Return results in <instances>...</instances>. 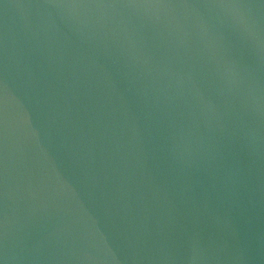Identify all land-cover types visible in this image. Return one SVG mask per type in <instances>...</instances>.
Returning <instances> with one entry per match:
<instances>
[{"label": "water", "instance_id": "obj_1", "mask_svg": "<svg viewBox=\"0 0 264 264\" xmlns=\"http://www.w3.org/2000/svg\"><path fill=\"white\" fill-rule=\"evenodd\" d=\"M0 264H264V0H0Z\"/></svg>", "mask_w": 264, "mask_h": 264}]
</instances>
